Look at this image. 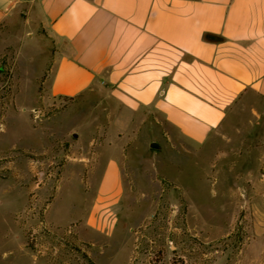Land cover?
Segmentation results:
<instances>
[{
  "label": "rangeland",
  "instance_id": "rangeland-1",
  "mask_svg": "<svg viewBox=\"0 0 264 264\" xmlns=\"http://www.w3.org/2000/svg\"><path fill=\"white\" fill-rule=\"evenodd\" d=\"M53 46L27 17L0 26V264H264V99L193 144L106 86L53 96ZM108 157L123 198L96 232Z\"/></svg>",
  "mask_w": 264,
  "mask_h": 264
},
{
  "label": "crops",
  "instance_id": "crops-1",
  "mask_svg": "<svg viewBox=\"0 0 264 264\" xmlns=\"http://www.w3.org/2000/svg\"><path fill=\"white\" fill-rule=\"evenodd\" d=\"M19 17L54 40L53 96L106 86L124 109H153L193 144L264 99V0H0V26ZM103 169L86 218L96 232L123 198L119 159Z\"/></svg>",
  "mask_w": 264,
  "mask_h": 264
},
{
  "label": "water",
  "instance_id": "water-1",
  "mask_svg": "<svg viewBox=\"0 0 264 264\" xmlns=\"http://www.w3.org/2000/svg\"><path fill=\"white\" fill-rule=\"evenodd\" d=\"M74 135L77 136L78 133H74ZM150 146L153 147V148H161V145L157 141H152L150 143Z\"/></svg>",
  "mask_w": 264,
  "mask_h": 264
},
{
  "label": "trees",
  "instance_id": "trees-1",
  "mask_svg": "<svg viewBox=\"0 0 264 264\" xmlns=\"http://www.w3.org/2000/svg\"><path fill=\"white\" fill-rule=\"evenodd\" d=\"M205 38H206V39H211V38H212V36H211V35H208V34H206V35H205Z\"/></svg>",
  "mask_w": 264,
  "mask_h": 264
}]
</instances>
